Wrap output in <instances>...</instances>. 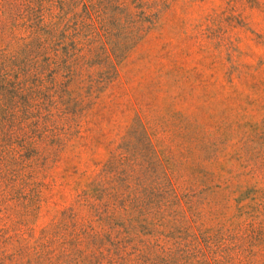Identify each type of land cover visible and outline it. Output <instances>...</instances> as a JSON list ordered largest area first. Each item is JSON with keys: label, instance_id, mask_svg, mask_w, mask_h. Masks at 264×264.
I'll return each mask as SVG.
<instances>
[{"label": "rangeland", "instance_id": "rangeland-1", "mask_svg": "<svg viewBox=\"0 0 264 264\" xmlns=\"http://www.w3.org/2000/svg\"><path fill=\"white\" fill-rule=\"evenodd\" d=\"M0 264H264V0H0Z\"/></svg>", "mask_w": 264, "mask_h": 264}]
</instances>
